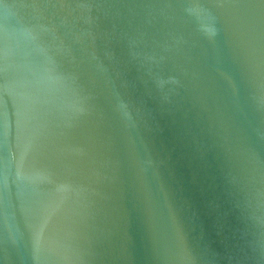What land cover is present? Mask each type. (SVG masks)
Masks as SVG:
<instances>
[{
    "label": "water",
    "instance_id": "water-1",
    "mask_svg": "<svg viewBox=\"0 0 264 264\" xmlns=\"http://www.w3.org/2000/svg\"><path fill=\"white\" fill-rule=\"evenodd\" d=\"M0 264H264V0H0Z\"/></svg>",
    "mask_w": 264,
    "mask_h": 264
}]
</instances>
